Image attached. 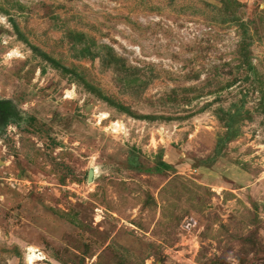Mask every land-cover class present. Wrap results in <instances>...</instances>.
I'll use <instances>...</instances> for the list:
<instances>
[{
  "label": "rangeland",
  "instance_id": "374dc122",
  "mask_svg": "<svg viewBox=\"0 0 264 264\" xmlns=\"http://www.w3.org/2000/svg\"><path fill=\"white\" fill-rule=\"evenodd\" d=\"M232 1L0 0V264H264V0Z\"/></svg>",
  "mask_w": 264,
  "mask_h": 264
},
{
  "label": "bare ground",
  "instance_id": "6f19581e",
  "mask_svg": "<svg viewBox=\"0 0 264 264\" xmlns=\"http://www.w3.org/2000/svg\"><path fill=\"white\" fill-rule=\"evenodd\" d=\"M36 260L40 259H38V257H35L31 252L26 256L27 264H34Z\"/></svg>",
  "mask_w": 264,
  "mask_h": 264
},
{
  "label": "trees",
  "instance_id": "16d2710c",
  "mask_svg": "<svg viewBox=\"0 0 264 264\" xmlns=\"http://www.w3.org/2000/svg\"><path fill=\"white\" fill-rule=\"evenodd\" d=\"M222 2H227L228 0H221ZM232 1V0H231ZM232 2H236V1H232ZM0 108L5 109L8 113H11V108H10V104L9 103H3L0 104Z\"/></svg>",
  "mask_w": 264,
  "mask_h": 264
},
{
  "label": "flooded vegetation",
  "instance_id": "af4514ba",
  "mask_svg": "<svg viewBox=\"0 0 264 264\" xmlns=\"http://www.w3.org/2000/svg\"><path fill=\"white\" fill-rule=\"evenodd\" d=\"M0 104H3V103H0ZM8 114L9 113L5 109L0 108V115L3 116V118L7 117Z\"/></svg>",
  "mask_w": 264,
  "mask_h": 264
}]
</instances>
